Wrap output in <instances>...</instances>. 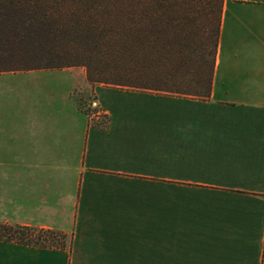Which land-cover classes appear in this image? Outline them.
<instances>
[{
	"label": "crops",
	"instance_id": "obj_1",
	"mask_svg": "<svg viewBox=\"0 0 264 264\" xmlns=\"http://www.w3.org/2000/svg\"><path fill=\"white\" fill-rule=\"evenodd\" d=\"M0 224L65 236L0 264H264V0H225L207 97L0 72Z\"/></svg>",
	"mask_w": 264,
	"mask_h": 264
},
{
	"label": "trees",
	"instance_id": "obj_2",
	"mask_svg": "<svg viewBox=\"0 0 264 264\" xmlns=\"http://www.w3.org/2000/svg\"><path fill=\"white\" fill-rule=\"evenodd\" d=\"M214 1L219 18L206 38L201 16L211 12H196V0H0V72L84 67L92 85L189 88L207 97L224 4ZM64 240L60 232L0 224L3 242L46 249Z\"/></svg>",
	"mask_w": 264,
	"mask_h": 264
},
{
	"label": "rangeland",
	"instance_id": "obj_3",
	"mask_svg": "<svg viewBox=\"0 0 264 264\" xmlns=\"http://www.w3.org/2000/svg\"><path fill=\"white\" fill-rule=\"evenodd\" d=\"M213 2H215V1L214 0H196V4H197L196 12L204 13V14H206L207 11L211 12L210 13V16H211L210 19H206V17L204 15L201 16L202 31L205 29L206 38L208 36V31L210 30L211 26H214V24L218 22L217 20L219 18V17H217V15L212 14L214 12V8L212 7ZM209 4H210V6H209ZM224 5H225V0H224L223 8H222V15H223V11H224ZM206 44L208 47V48L206 47V49H208L206 52V54H207L206 60L208 62H211L213 59V56H211V52L214 49L212 48L211 41H209V40H208V42L206 41ZM223 50H227L226 47H224ZM11 67H13V66H11ZM77 69L81 70V71L85 70V72H86V69L84 67H77ZM86 77H87V75H86ZM108 87H111V86H108ZM187 89L189 90V88H187ZM102 95H103V93H102ZM93 96H94V94H92V91H90V89L85 90V91H77L75 94V98H76L78 105L86 113L91 114V115L94 112H97V110H98V107L96 105H94Z\"/></svg>",
	"mask_w": 264,
	"mask_h": 264
}]
</instances>
